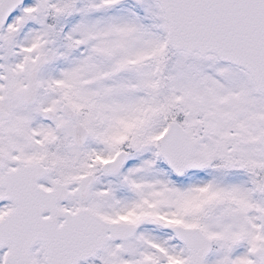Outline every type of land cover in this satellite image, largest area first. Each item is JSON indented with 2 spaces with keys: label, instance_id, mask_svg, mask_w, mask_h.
Returning a JSON list of instances; mask_svg holds the SVG:
<instances>
[{
  "label": "snow or ice",
  "instance_id": "6c2138e0",
  "mask_svg": "<svg viewBox=\"0 0 264 264\" xmlns=\"http://www.w3.org/2000/svg\"><path fill=\"white\" fill-rule=\"evenodd\" d=\"M0 264H264V0H0Z\"/></svg>",
  "mask_w": 264,
  "mask_h": 264
}]
</instances>
